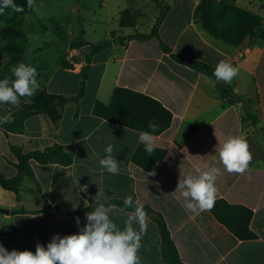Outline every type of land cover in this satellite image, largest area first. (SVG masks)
<instances>
[{
  "label": "crops",
  "instance_id": "0c3cea01",
  "mask_svg": "<svg viewBox=\"0 0 264 264\" xmlns=\"http://www.w3.org/2000/svg\"><path fill=\"white\" fill-rule=\"evenodd\" d=\"M199 1L156 0L155 12L148 17L144 1L131 7L136 22L125 27L133 31L120 25L108 29L106 38L112 39L111 45L92 55L84 94L62 107L57 122L46 113H35L25 119L22 132H5L0 126V173L5 178L18 174L11 146L30 152L58 143L72 154L68 165L30 160L46 202L32 191L36 183L31 176L23 178L17 191L0 184V208L8 210L0 211V244L7 250L15 246L35 253L37 242L46 247L55 234L78 232L86 216L78 225L76 214L63 213L57 207L79 210L100 191L103 202L132 196L136 203L160 212L186 264H264V40L246 39L234 46L214 37L194 19ZM237 4L252 10L238 0ZM161 12L164 17L158 33L174 52L215 68L221 60L239 68L230 84L220 81L227 94L219 91L215 76L176 61L162 50L157 37L127 38L135 32L151 31ZM84 41L79 47L68 42L52 65L46 60L28 61L24 52L21 62L37 70V91L69 97L78 93L85 57L91 50L90 43ZM11 78L15 79L13 75ZM116 86L148 94L172 112L170 126L153 134L155 145L165 149L154 175L131 161L142 131L108 121L92 111L96 100L109 102ZM31 97H23V101L29 102ZM235 135L246 138L253 156L243 175L228 173L219 161L220 147ZM109 144L114 146L113 155L119 161L115 175L99 164ZM205 164L220 169L217 198L253 210L250 228L256 238L238 239L210 211L197 214L186 209L178 181L196 174ZM106 206L111 207L110 218L122 229L126 219L122 209L133 211L114 204ZM20 208L25 211H12ZM146 223L137 253L139 264H162L157 225L149 216ZM9 227L11 238L4 234ZM133 227L139 228L135 224Z\"/></svg>",
  "mask_w": 264,
  "mask_h": 264
},
{
  "label": "trees",
  "instance_id": "16d2710c",
  "mask_svg": "<svg viewBox=\"0 0 264 264\" xmlns=\"http://www.w3.org/2000/svg\"><path fill=\"white\" fill-rule=\"evenodd\" d=\"M14 2L23 7L24 10L22 12L33 11L28 8L27 0H14ZM8 9H5L4 12ZM193 15L195 21L205 28L208 33L221 39L226 44L238 46L246 39L260 38L264 40L263 17L257 12L238 5L235 0H200L194 9ZM163 17L164 12H161L151 31L135 32L129 34L127 38L148 39L157 37L162 50L168 52L176 61L187 64L209 75H213L215 70L214 66L174 52L172 48L160 38L158 27ZM135 22L136 13L131 8H125L120 11L119 25L121 27L134 26ZM0 34L3 36L26 38V34L22 29L8 24L0 27ZM85 43L84 40H79L72 42L71 46L79 47ZM111 43L112 39L108 37L91 44V50L85 57L86 64L82 70L80 88L75 96L69 97L64 94L40 90L31 97V101L21 102L18 106L0 103V111H2L4 107H7V112L0 117L9 114L12 116L11 123H0V126L5 132H22L25 119L35 113H46L53 122H57L61 117L62 107L68 101L73 99L78 100L84 94L85 81L89 73L92 55L110 46ZM4 50L7 55V63L12 64L22 60L25 47L19 43H9L4 46ZM216 86L222 94H227L228 90L222 82L216 80ZM92 111L95 115L103 117L108 121L142 132H151L152 130L148 127V124L149 121H154L157 128L153 134H159L167 129L172 121V112L165 107L161 101L138 90L123 86H116L113 89L108 103L96 100L93 104ZM11 149L17 157L15 166L18 169V174L12 178H5L0 173L1 186L17 191L22 186L23 178L25 176H31L36 183V187L32 189V191L39 199L46 202L45 197L41 193L40 185L35 179L30 160L34 159L42 164L56 162L68 165L72 162V154L66 152L63 146L58 143L47 146L43 150H34L30 152H23L21 148L16 146H11ZM164 155L165 149L158 146H156L154 152L149 155L144 150V145L139 143L131 156V161L145 171L154 172L161 163ZM107 191L108 190H103L102 192L106 193ZM94 204L95 201L93 199L87 206L79 210H63L59 207L57 208L63 213L76 214L79 220H82L86 216V213L93 210ZM112 204L125 208L123 200L120 199L106 201V205ZM137 204L138 203L133 200V207L127 209L134 211ZM142 206L148 216L151 217L157 225L161 240L162 264H186L179 256L167 223L161 213L149 205ZM12 211L23 212L25 210L20 208ZM210 212L238 239L248 240L257 237V234L250 228V222L253 216V210L250 207L243 204L230 203L223 198H217ZM4 234L8 238H11V228L9 227L4 230ZM13 249L17 250L15 246H13L11 250Z\"/></svg>",
  "mask_w": 264,
  "mask_h": 264
},
{
  "label": "clouds",
  "instance_id": "9594fccd",
  "mask_svg": "<svg viewBox=\"0 0 264 264\" xmlns=\"http://www.w3.org/2000/svg\"><path fill=\"white\" fill-rule=\"evenodd\" d=\"M29 9L35 10L34 0H27ZM11 8L22 12V6L14 0H0V14ZM15 79L0 80V103L18 106L21 97H31L39 89L37 70L24 62L10 69ZM239 68L231 62L221 60L216 65L213 75L217 81L231 83L238 76ZM11 114L0 117V123H11ZM151 132H141L138 142L144 145V150L151 155L155 150L153 133L157 125L149 121ZM105 156L99 160L102 168L110 174H118L119 161L113 155L114 146L109 144L104 149ZM253 156L249 144L243 135L228 137L219 151V161L230 174L243 175L252 161ZM154 172L149 175H154ZM220 169L205 164L203 169H197L196 174L179 179L177 187L186 201L185 207L193 213L210 211L215 204L218 194L216 180ZM93 210L86 213V223L76 233L60 236L53 235L45 247L37 242L35 253L31 250H7L0 244V264H139L138 250L141 247L142 235L147 230L148 214L142 205H136L132 213L122 209L126 217L121 229L111 218V207L106 206L103 193L98 191L94 196ZM125 209L133 207L132 196L123 200ZM79 225V218H77ZM138 225V230L133 225Z\"/></svg>",
  "mask_w": 264,
  "mask_h": 264
},
{
  "label": "rangeland",
  "instance_id": "374dc122",
  "mask_svg": "<svg viewBox=\"0 0 264 264\" xmlns=\"http://www.w3.org/2000/svg\"><path fill=\"white\" fill-rule=\"evenodd\" d=\"M141 1L145 3V17L155 12L156 0H34L36 8L33 11L20 13L8 9L0 15V27L8 24L20 28L26 38L0 34V80L6 77L13 80L10 69L22 61L7 63L5 45L22 44L26 48V60H46L52 65L63 54L68 42L84 39L91 45L106 38L108 29L119 28L120 11L140 6ZM238 1L263 17L264 28V0ZM124 29L131 31L133 28ZM21 102H25L23 97ZM6 112L7 107H4L0 116Z\"/></svg>",
  "mask_w": 264,
  "mask_h": 264
},
{
  "label": "water",
  "instance_id": "95a60500",
  "mask_svg": "<svg viewBox=\"0 0 264 264\" xmlns=\"http://www.w3.org/2000/svg\"><path fill=\"white\" fill-rule=\"evenodd\" d=\"M172 0H169V2H171ZM0 211H5L7 212L8 210L7 209H4V208H0Z\"/></svg>",
  "mask_w": 264,
  "mask_h": 264
}]
</instances>
